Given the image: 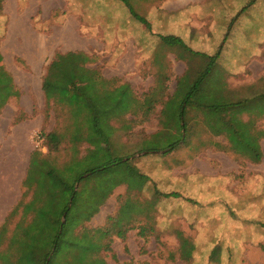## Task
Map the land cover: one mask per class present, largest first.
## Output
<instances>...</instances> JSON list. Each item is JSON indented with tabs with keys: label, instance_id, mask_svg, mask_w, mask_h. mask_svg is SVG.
<instances>
[{
	"label": "rangeland",
	"instance_id": "rangeland-1",
	"mask_svg": "<svg viewBox=\"0 0 264 264\" xmlns=\"http://www.w3.org/2000/svg\"><path fill=\"white\" fill-rule=\"evenodd\" d=\"M192 1L185 0L184 8L170 13L160 11L165 0H132L135 11L152 22L158 33L148 39L137 28L142 23L132 16V22L127 20L129 11L119 0H0L1 65L12 79L2 82L1 97L3 101L9 98L0 104V138H9L14 129H20L26 145L21 175L14 185L17 177L3 172L7 160L0 158V232L6 228L0 235V252L7 249L17 223L33 227L37 210L48 201L42 179L25 188L20 184L36 152L66 175L69 187L58 193L69 199L75 193L59 248L65 254L57 264L70 262L66 254L80 245L97 248L91 250V258L106 264H264L261 252L251 248L246 258L251 262H240L241 255L231 244L239 242V235L244 237L245 225H239L240 214L230 212L231 202L222 194L225 188L238 192L264 168L234 153L225 136L211 133L201 111L189 109V118L182 117L177 128L170 127L162 115L165 108L173 116L200 70L208 69L209 75L202 90L193 94L197 100L204 94L217 97L223 83L236 98L263 91L257 83L264 80V0ZM159 34H175L183 44L162 42ZM131 41L138 42L143 66H134L137 57ZM221 47L220 56L225 52L228 62L234 57L247 61L258 56L243 72H229L238 69L233 62L207 65L204 54H216ZM65 56L77 61L75 71L74 65L70 69L66 64L64 72L69 69L67 77L87 87L88 100L104 107L114 91L129 99L126 110L97 113L107 141L94 131L93 115L86 106L81 112L77 105L67 103L72 83L57 80L55 89L45 88L53 62ZM251 85L257 88L247 89ZM147 97L158 102L152 109L145 105ZM242 117L248 120L251 115ZM256 126L264 131V116ZM50 133L60 138L57 150L47 145ZM176 143L182 145L168 150ZM260 143L264 154V137ZM111 157L129 158L148 181L131 177L124 167L74 180ZM32 170L30 176H39ZM198 170L232 181L208 185L202 183L201 174L197 183L194 172ZM3 184L8 186L3 189ZM12 186L13 193L3 206L2 199ZM27 189L31 190L24 196ZM172 192L181 197L161 196ZM31 197L30 212L21 207L11 216L20 202L27 203ZM141 202L147 210L137 213ZM210 203L214 205L208 208ZM263 212L260 226H264ZM178 233L196 246L189 261L181 258Z\"/></svg>",
	"mask_w": 264,
	"mask_h": 264
},
{
	"label": "trees",
	"instance_id": "trees-1",
	"mask_svg": "<svg viewBox=\"0 0 264 264\" xmlns=\"http://www.w3.org/2000/svg\"><path fill=\"white\" fill-rule=\"evenodd\" d=\"M119 2L121 6L128 9L130 16H132L136 21L144 24L149 29L151 28L148 20L135 11L132 0H119ZM161 41L166 43L171 42L173 44H183V40L180 37L172 35L162 36ZM221 49L222 47L218 53L212 56L204 54L203 58L208 60L207 65H216V62H218V59L220 58ZM73 61H71L69 57L65 56L61 57L59 61L53 62V65L49 70L47 81L45 82V88L47 90L55 89L56 84L54 83L57 80H66L72 83L71 99L68 98L69 100L67 103H73L77 105L81 112L84 111V106H86V110L88 109L87 112L90 115H93V118L90 120V122L94 131L98 135L102 136L105 141H107V137L104 136V133L101 129V123L97 113L99 111H105V109H110L111 112H113L115 109L126 110L129 99L124 93L120 91H114L112 93L113 97L110 99V102L104 107H101V104L96 103L94 99L88 100L85 94L87 87L77 85L72 81V79H69L66 75L68 74L67 72L69 69L64 72V66L66 64L70 65V69L74 65L72 70L75 71V69L78 67V64L77 61ZM1 63L2 56L0 54V104L3 105L9 97L4 101L1 97L3 86L2 82L3 80H8L10 82L12 79L11 76L3 69ZM208 75V69L200 70L199 77L196 79L197 82L195 81L196 83L192 87L191 91L184 95V100L180 107L174 109L173 116L166 114L165 108H163L162 115L166 117L167 123L170 127L177 128L183 119L182 117L189 118V109L201 111L204 116V123L208 130L215 136H225L229 141L231 149L234 153L247 158L252 163H261L264 154L260 142L264 137V131L258 129L256 124L257 119L264 116V80L262 79L258 81L257 85H261L263 91H259L256 94L253 93L251 95H245L236 98V94L234 92L229 93L227 84L223 83L221 87L222 90H220V93L217 97L204 94L202 98L197 100L196 96L193 94L195 90L198 91L199 88L201 89V84H203V81L208 77ZM257 85L248 86L247 89H255L257 88ZM156 87L158 88V86ZM177 95L178 92H176L172 98H175ZM156 103L150 100L149 97H147L145 100V105L149 109H152V106H155ZM244 114L251 115V117L248 120H245L242 117ZM188 127L190 129V125H188ZM188 138L189 137L187 136V139L183 144L188 142ZM46 142L50 150H57L61 141L58 135L55 133H50L46 136ZM180 145L182 144H173L169 146L168 150L174 151L175 149L179 148ZM116 167H124L128 174L133 178L148 181L147 176L144 175L137 167L133 166L130 163L129 158L123 157H111L109 160L100 161L96 167L89 169L84 175H80L78 177L75 176L74 180L76 182H80L86 175L94 176L103 174L115 169ZM32 168L33 173L37 171L39 176L33 174L30 176L29 170ZM36 177H38L37 180ZM39 179H42V182L44 183V190L48 195V201L44 204L43 209L40 210L39 208L37 210V219L34 221L33 227H25L23 222L17 223L7 249H4V251L0 252V264H57L59 261L58 257L65 254L60 252L59 248L62 242L63 233L66 228L65 221L68 220L69 215L72 212L71 204L73 203L75 193L72 192L70 199L58 193L60 192L58 190H64L69 187L66 175L60 169L52 166L49 162H46L45 158L42 157L40 153L35 152L31 157L27 176L23 182L24 188L25 186H33V184H35ZM39 182L40 180L37 184H39ZM71 188H73L74 191V186H71ZM29 190L31 189H27V191H25L24 196ZM155 194L156 197L160 199L158 196L161 193H159L158 190L155 192ZM161 196L164 198L181 197L176 192L163 193ZM31 201L32 197L27 203L20 202L17 208H15L11 213V216L16 214L21 207L25 209L30 208L32 203ZM155 205L156 204L154 202V206ZM126 206L128 207L129 205L127 204ZM148 207L150 208V202ZM52 209L58 211L55 212V214H58L53 215ZM130 209L133 211L131 206ZM144 210H147V206H144V203L142 204L141 202L140 207L136 210V212L140 213ZM25 212H30V209H27V211L25 210ZM62 218H64V223H62ZM44 224H46V227L43 226ZM61 229L62 232L60 231ZM5 231L6 228L3 227L1 229L0 235H2ZM178 235L181 240V258L185 261H189L193 256L196 246L194 243H191L189 239L184 238L181 233H178ZM96 249L97 248H94V246H77V248L73 250L72 253L66 254L68 259L70 258V262L66 261V263L106 264L102 259L91 258L93 252L97 251ZM240 262L242 263V261Z\"/></svg>",
	"mask_w": 264,
	"mask_h": 264
},
{
	"label": "crops",
	"instance_id": "crops-1",
	"mask_svg": "<svg viewBox=\"0 0 264 264\" xmlns=\"http://www.w3.org/2000/svg\"><path fill=\"white\" fill-rule=\"evenodd\" d=\"M205 0H193V4L201 3ZM185 3V0H165L164 5L160 8V11L162 12H178L181 8H184L183 4ZM186 4H191L189 1H187ZM185 4V5H186ZM158 12V10H156ZM155 12V13H156ZM152 12H150L151 14ZM165 15V13H164ZM194 16V15H193ZM163 17V16H162ZM127 20H130L132 22V18L127 17ZM156 20V19H155ZM150 23V22H149ZM139 26V25H138ZM151 26V31L146 30V26L144 24H141V26L137 27L140 30H142L143 34H145V37H148L150 39L153 35L158 34L153 31V26L152 22L150 23ZM146 30V32H145ZM124 33H117V35H121ZM161 36H177L175 34H166ZM179 37V36H177ZM117 39V38H116ZM161 41V40H160ZM120 45V40L117 41ZM133 48H134V56L137 57L135 58V63L134 66L144 65V59L143 56L141 55L140 47L138 45L137 41H131ZM129 43V41H128ZM223 48V47H222ZM210 56L214 55L212 51L206 53ZM258 56V55H257ZM257 56H253V58L250 59V57L246 58L247 61L241 60V57H234L233 59L227 61L230 56H228L225 52L221 54L220 58L218 61L220 63L224 62H233L232 64L238 65V69H230L229 72L236 71V72H243L246 70L247 66H249V62L252 61ZM241 62V63H240ZM133 70H137L138 67L132 68ZM25 134L22 133V130L14 129V134H12L9 138L7 137H2L0 138V158L7 160L6 166H5V171L4 173L11 175L13 177H17L11 185H14L16 181H18L19 176L21 175V168L23 165L24 161V151H25V146L23 141ZM5 163V162H4ZM30 165V162H29ZM261 167L264 168V156L263 160L261 163H259ZM29 167V166H28ZM29 169V168H28ZM195 178H197V183H200V176L202 174L203 181L202 183H207L208 185L211 184H229L231 183L232 179L229 177H221L222 179H219V176H211L207 175L203 171L200 172V170L194 172ZM248 178V177H247ZM11 183V182H10ZM20 184H23V179H21ZM8 185L3 184V189H5ZM11 193H13V186H12V192H7L5 197L2 199V205L4 206L8 199L11 197ZM8 194V196H7ZM223 198L229 203V210L231 213H239L240 214V220H239V225H245L244 231V237L242 235H239V242L237 243H232L231 247L236 248L241 255V261L250 263L251 261L246 258H248V250L255 249L257 253L261 252V254L264 257V226H260L258 224L262 219L260 217V212L264 211V172H262L260 175L256 176L255 181H246L243 188L239 189V191H231L225 188L223 191ZM214 203H210L208 205V208L213 206ZM2 206V207H3ZM264 213V212H263ZM232 215V214H231ZM234 215V214H233ZM262 216V214H261ZM231 224L233 226H236L237 222L232 221ZM231 233V232H230ZM232 240V239H230ZM216 246V245H214ZM209 245V247H214Z\"/></svg>",
	"mask_w": 264,
	"mask_h": 264
}]
</instances>
